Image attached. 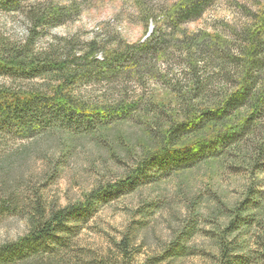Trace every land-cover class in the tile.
<instances>
[{"label": "trees", "instance_id": "1", "mask_svg": "<svg viewBox=\"0 0 264 264\" xmlns=\"http://www.w3.org/2000/svg\"><path fill=\"white\" fill-rule=\"evenodd\" d=\"M215 1L176 0L159 14L141 8L145 24L152 19L155 26L137 43L118 40L113 47H102L90 41L75 50L66 41L40 50L35 47L40 34L72 19L80 9L78 4L0 0L5 12L23 9L30 27L23 42L0 34V75L49 81L47 87L0 83L1 134L37 138L63 132L73 138L103 132L145 113L142 99L131 98L124 90L112 101L85 100L76 89L86 84L111 83L124 77L162 79L172 95L166 103H147V107H155L153 123L160 128L155 146L145 148L124 176L99 184L83 200L50 209L36 202L29 231L0 246V264H27V257L50 245L65 246L64 234L70 232V223L85 221L102 203L161 176L224 157L237 162L252 177L264 174V0L257 11L250 12V22L231 29L232 39L184 28ZM169 49L180 54L178 73L168 72L165 58ZM166 106L177 108V112L164 118L156 109L164 111ZM244 194L228 210L224 229L213 234L225 259L236 249L230 246L228 235L248 231L256 221L255 211L263 207L262 192L247 187ZM189 226L194 229V224ZM128 242V237L120 242L122 251L126 252ZM177 246L173 252L178 251ZM227 264H246V259L236 256Z\"/></svg>", "mask_w": 264, "mask_h": 264}, {"label": "rangeland", "instance_id": "2", "mask_svg": "<svg viewBox=\"0 0 264 264\" xmlns=\"http://www.w3.org/2000/svg\"><path fill=\"white\" fill-rule=\"evenodd\" d=\"M55 1L63 5L76 2L80 9L72 19L44 34L39 33L37 49H46L51 44L59 46L66 41L75 50H81L90 41L102 47H113L118 40L143 41L155 24L152 19L145 24L141 8L159 14L176 0ZM262 2L216 0L199 19L184 28L232 39L231 29L250 22V12L257 11ZM29 29L23 9L5 12L0 8L1 35L23 42L28 38ZM168 55L165 58L168 72L178 73L181 70L179 52L169 49ZM125 78L82 85L76 92L91 102L112 101L121 90L131 98L139 96L145 113L136 114L133 121L73 138L63 132L37 138L0 133V246L16 241L29 231L36 202L50 209L83 200L99 184L116 182L143 155L145 148L155 146L160 128L153 123L155 107L147 105L166 103L172 96L170 90L162 79ZM0 83L47 87L49 81L0 75ZM175 109L166 106L164 111L156 110L168 118L177 112ZM237 165L227 157L212 159L189 170L161 176L156 182L143 183L130 193L102 203L85 221L70 223V232L64 234L65 246L50 245L27 257L25 262L227 264L239 256L246 259V264H264V174L252 177ZM247 187L262 192L263 207L255 211L256 221L248 231L228 235L230 246L236 248L228 260L221 255L213 234L224 229L228 210L243 199ZM3 202L8 203L1 207ZM193 224L194 229L189 230ZM124 237L129 238L126 252L120 246ZM175 245L179 249L173 252Z\"/></svg>", "mask_w": 264, "mask_h": 264}]
</instances>
